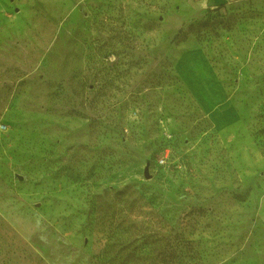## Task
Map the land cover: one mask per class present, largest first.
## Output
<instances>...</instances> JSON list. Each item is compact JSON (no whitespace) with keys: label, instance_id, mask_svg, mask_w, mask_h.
Masks as SVG:
<instances>
[{"label":"rangeland","instance_id":"374dc122","mask_svg":"<svg viewBox=\"0 0 264 264\" xmlns=\"http://www.w3.org/2000/svg\"><path fill=\"white\" fill-rule=\"evenodd\" d=\"M0 264H264V0H0Z\"/></svg>","mask_w":264,"mask_h":264},{"label":"crops","instance_id":"0c3cea01","mask_svg":"<svg viewBox=\"0 0 264 264\" xmlns=\"http://www.w3.org/2000/svg\"><path fill=\"white\" fill-rule=\"evenodd\" d=\"M176 68L182 81L218 126H225L234 119L230 109L232 105L223 95L203 52L198 49L185 52L178 60Z\"/></svg>","mask_w":264,"mask_h":264}]
</instances>
